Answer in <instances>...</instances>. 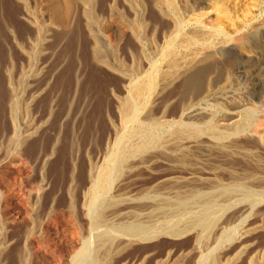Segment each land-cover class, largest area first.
<instances>
[{
    "label": "bare ground",
    "instance_id": "1",
    "mask_svg": "<svg viewBox=\"0 0 264 264\" xmlns=\"http://www.w3.org/2000/svg\"><path fill=\"white\" fill-rule=\"evenodd\" d=\"M78 1L86 8V28L92 39L91 61L98 67L121 75L126 95L116 96V92L113 91L118 101L117 115L120 123L119 125L112 123L104 139V151L98 152L101 156L97 160L102 164L101 166L94 164L89 173L90 182L88 187L86 186L85 200L81 206V228L77 234L82 239V246L72 255L71 264H114L116 258L134 245L150 243L163 237L179 239L190 235L193 236L195 243L193 250L200 252L199 256L201 255L196 264L237 263L240 253H245L246 248L250 246L242 243L248 232L247 230L244 232L243 216L248 211L249 216L252 215L258 205L264 202V177L258 175L264 171V165L256 159L252 150H243L240 147L243 137L264 147V138H257L251 134L257 118L255 116L258 114L254 116L240 111L228 113L221 121L223 125L210 123L202 129L195 124L196 120L208 119L209 116L194 110L188 100L205 94L204 91L198 93L202 85L209 88L211 83L219 80H225L230 84L234 76L252 83L254 88L264 81V23H261L264 12L260 11L257 16L251 13L252 10L246 11L247 13L242 16L237 12L241 18L235 17V14L234 17L237 19H234L233 8L230 9L231 6L226 4V0H191L194 10H199L200 13L194 14L196 17L190 20L191 23L187 24L189 28L186 29V16L182 15L178 8L177 0H152L154 8L162 17L172 21L169 23L173 24V28L165 33L163 42L159 43L155 38L146 36L145 22H137L135 19L129 21L128 30L141 47L143 61L127 71L125 66V69L120 63H116V66L115 60L111 59L112 51H108L111 48L115 50L113 46L115 44L111 43L110 46L108 41L110 48L107 49L98 32L96 34V20L92 11L95 0H63V6L56 0H50L52 23L68 31L73 7ZM256 1L259 3L260 0ZM263 3L256 5L258 10L262 9ZM8 9L12 11L13 8L10 5ZM241 12L243 14V11ZM210 14L215 15L216 27L207 26L203 21ZM254 20L256 22H253ZM40 30L43 32L45 28L42 27ZM144 61L148 66L147 71L143 68ZM79 74V69H75L76 89L82 81ZM135 77L137 78L134 79ZM180 77L185 78L184 91L187 95L185 98L189 99L185 102L182 100L179 111L171 114L170 106H173V102L170 100L173 98L166 101L161 98ZM14 104L15 102L11 106ZM132 135L137 139H132ZM76 142L78 144V140ZM15 146L13 151L16 154L17 142ZM194 149L218 154L224 163L230 164V169H224L220 165L211 167L206 165L207 163L187 162L186 158ZM137 155L144 157L134 159ZM166 162L171 168L166 170L177 171L181 175L173 176L174 173L170 176L164 175L158 165ZM140 166H144L142 169H145L153 179L146 192L143 194L140 192L142 195L135 197L132 195L125 197L123 192L118 193L117 187L120 182L132 177L141 169ZM236 166L245 168L246 174H237L234 171ZM202 174L209 177H201ZM240 176H245L248 182L240 181L238 178ZM114 192L113 199L112 196L106 199ZM101 197L105 200L103 201ZM10 200L11 196L0 189V226L3 229L8 223H17V213L13 212V206H10L13 200ZM242 203H247L246 209L234 211ZM69 207L73 211L72 219H77L75 204L71 203ZM232 209L236 213L229 217L228 213ZM27 211L26 215L35 226L38 221L33 214L35 211L32 209ZM49 222L46 226L44 223L39 225L41 230H36L40 232L36 230L35 232L34 226L33 228L31 226L32 230L27 228L29 230L27 240L32 247L37 244L38 249H45L46 245L43 242L44 237L50 233ZM232 225L234 226L231 229ZM1 231L0 237L4 234ZM5 242L0 243L5 245ZM0 246L2 248V245ZM238 249L239 251L233 254ZM172 251L169 250L167 257L157 264H169ZM187 255L188 253L184 257ZM27 257L24 255L22 259L26 261ZM255 257L250 258L249 264H264V257L263 261ZM144 262L145 260H142L140 264ZM182 263L184 264V260L178 259L175 264Z\"/></svg>",
    "mask_w": 264,
    "mask_h": 264
},
{
    "label": "rangeland",
    "instance_id": "2",
    "mask_svg": "<svg viewBox=\"0 0 264 264\" xmlns=\"http://www.w3.org/2000/svg\"><path fill=\"white\" fill-rule=\"evenodd\" d=\"M0 1V189L11 196L13 201L10 200V206H13V212L17 213V223H13L14 225L8 223L5 227L7 230L0 226V231L6 233L5 236L3 234V239L0 237L2 240L0 242L6 241L5 245L0 243L2 245L0 264H23L24 255L28 256L26 264H71L72 255L82 246V239L77 234L81 228V206L85 200L86 186L88 187L90 182L89 173L94 164L95 166L102 164L97 160L101 156L98 152L104 151V139L112 123L115 122L117 125L120 123L117 115L118 101L115 98L126 95L122 76L98 67L91 61L92 39L86 28V8L81 1L82 5L78 1L80 5L77 2L73 7L68 31L52 23L50 0ZM56 1L63 6V0ZM95 1L92 11L96 20V34L98 32L107 49L109 42L110 46L111 43L115 44L113 45L115 50L111 48L108 52L112 51L110 55L111 59L115 60V65L120 63L123 68L126 67L125 70H130L138 62L143 61L141 47L128 30L129 21L135 19L137 22H145L146 36L155 38L159 43L163 42L165 33L173 28V24L169 23L172 21L162 17L154 8L152 0ZM192 1L177 0V5L180 6L178 8L182 15L186 16V18L182 17L188 20L185 21L186 25L196 17L194 14L200 13L199 10H194ZM263 1L260 0L258 3L255 0H226V4L231 6L230 9L233 8L232 16L237 19L235 17L239 14L244 15L248 10H252L253 15L260 14V11L264 12ZM261 2L262 9L258 10L257 6ZM10 5L12 11L8 9ZM263 19L264 17L261 23H264ZM203 21L210 27L217 25L214 14H210ZM42 27L45 28L43 32L40 30ZM187 27L188 25L185 28L188 29ZM144 62L143 68L147 71L148 66ZM77 68L82 80L78 89L75 78ZM232 79L230 84L225 80H219L211 83L209 88L202 85L198 93L204 91L205 94L190 101L189 97L185 98L187 97L184 89L185 78L180 77L173 83V87L163 94L161 100L173 98L170 100L173 102V106H170L171 114L179 111L183 101L191 102L189 104L194 110L209 116L208 119L198 120L199 122L196 120L195 124L202 129L210 123L223 125L221 121L228 113L240 111L254 116L258 114L255 116L257 118L251 134L257 138H264V81L254 88L252 83L239 80L236 76ZM113 91L116 92V96ZM13 98L15 101H12ZM13 102L15 107L11 106ZM132 136V139H137L136 136ZM16 142L15 154L13 150ZM240 145L243 150H252L256 159L264 165L262 145L244 137ZM197 150L194 149L186 158L187 162L207 163L206 165L211 167L220 165L224 169L230 167V164L224 163L218 154ZM143 157L144 155H137L134 159L139 160ZM142 167L144 166H140L141 169H138L132 177L120 182L117 189L121 187V190L118 189V193L123 192L125 197L131 195L135 197L146 192L153 179ZM158 168L163 170L164 175L170 176L172 173L173 176L181 175L177 171L166 170V168L171 169L168 162L159 164ZM244 169L242 166H236L234 171L242 175L246 174ZM258 175L264 177V171ZM182 176L186 175L182 174ZM201 177H209V175L202 174ZM238 178L241 179L240 181L248 182L245 176ZM114 195L115 192L105 198L110 199L109 197L112 196L113 199ZM102 200H105L104 197ZM71 203L76 206L75 214H78V220L74 218L76 221L71 217L73 214L69 207ZM246 207L247 203H242L234 211ZM26 209L35 211L34 213L32 211L35 215L33 216L38 220L35 226L31 218L26 215L28 214ZM234 211L232 209L228 216L235 214ZM255 211L250 215L251 217L249 211L243 216L244 232L246 230L248 232H245L242 243L250 246L246 248L245 253H240L237 258L240 261H236L235 264H249L253 256L259 260L264 257V202H261ZM48 221H50L48 226L50 233L44 237L45 249H38L37 244L32 247L27 240L28 231L32 230L33 226L34 231L41 230L39 225L44 223L43 225L46 226ZM233 226L230 228L232 229ZM38 230L36 231L40 232ZM84 236L87 237V234ZM192 237L191 235L179 239L163 237L150 243L134 245L116 258L114 264H140L142 260H145L143 264H157L167 257L169 250H173L168 260L169 264H175L178 259L179 261L183 259L184 264H196L201 255L199 256L200 252L193 250L195 243ZM238 251L239 249L235 250L233 254ZM187 253L188 255L184 257Z\"/></svg>",
    "mask_w": 264,
    "mask_h": 264
}]
</instances>
